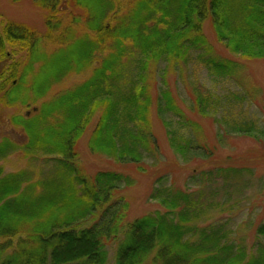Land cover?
Masks as SVG:
<instances>
[{
  "label": "trees",
  "instance_id": "obj_1",
  "mask_svg": "<svg viewBox=\"0 0 264 264\" xmlns=\"http://www.w3.org/2000/svg\"><path fill=\"white\" fill-rule=\"evenodd\" d=\"M32 2L46 13V41L55 33L58 45L43 54L38 50L42 38L34 31L15 23L0 27V55L6 43L27 51L23 64L10 65L9 76L0 74L1 100L9 106H29L67 76L88 69L90 74L31 113L9 118L25 135L20 150L30 159L53 161L54 176L61 178L46 181L41 192L30 197L22 186L27 173L3 174L0 169V264H107V242L114 245L113 264H264L261 243L247 253L217 234L216 226L198 228L194 222L199 197L171 187L169 173L154 180L150 194L163 213L126 222L128 205L114 196L131 185L129 177L98 171L84 178L76 162V145L84 138L88 154L143 173L159 154L152 115L174 158L181 165L196 164L187 178L190 185L213 186L220 180L224 190L245 191L253 171L227 161L221 166L220 154L201 138L199 125L184 115L165 77L189 60L217 78L239 73V64L214 54L202 31L206 22L230 55L264 61V0H127L124 10L120 0ZM60 12H66L73 25L81 20L88 33L69 38L59 34ZM152 75L155 97L148 84ZM224 101L228 105L242 99L233 94ZM224 101L195 91L187 111L215 120L221 132L216 131L217 145L229 137L263 143L264 127L241 114L227 118L233 105L227 108ZM17 149L3 138L0 159ZM255 235L264 236V219Z\"/></svg>",
  "mask_w": 264,
  "mask_h": 264
},
{
  "label": "rangeland",
  "instance_id": "obj_2",
  "mask_svg": "<svg viewBox=\"0 0 264 264\" xmlns=\"http://www.w3.org/2000/svg\"><path fill=\"white\" fill-rule=\"evenodd\" d=\"M126 2L127 0H120L122 10H124ZM45 18L46 13L34 5L32 0H20L17 3L10 0H0V27L3 28L7 23H15L28 28L31 32L34 31L36 35L42 38V44L40 42L38 50L43 54H46V50L51 51L58 45L54 40L55 33H51V37L47 41L45 39L48 31L45 26ZM58 18L59 34L65 32L66 37L69 38L70 34L81 37L88 33L82 26L80 19L73 25L66 12H60ZM107 20L110 24L111 16ZM68 27H71V30ZM202 31L216 57L232 60L239 64L241 67L239 73L231 78H217V76L207 74L202 65H196L193 60H189V63L186 62L181 65L176 72L169 71L165 77L166 83L169 92L173 95L184 115L199 125L201 138L205 139L209 146H214L216 152L220 154L218 161L221 166H224V162L227 161V164L235 163V166L253 171L254 176H252L251 183L246 185L245 191L235 193L224 190L220 180L213 186L210 183L197 186L190 185L187 178L192 170L196 169V164L193 162L181 165L174 158L167 145L161 125L157 121L155 122L152 115L151 122L156 131V137H158L159 154L155 158L153 166L149 167L150 163L144 166L143 173L138 172L136 167L122 169L117 163L103 156L88 154L84 138L76 145L78 155L76 162L78 171L84 178H92L98 171H112L129 177L131 185L129 183L127 187L118 191V194L114 196V198L121 196L123 198L121 203L128 205L126 222L146 214L163 213L164 210L161 206L155 200H150V194L154 187V180L169 173L171 187L199 197V212L194 222L198 228L216 226L217 234L227 236L229 241L242 246L247 253H250L253 252L258 243L264 246V236L257 238L255 235L256 228L264 219V142L255 143L247 138L229 137L224 138L222 144L217 145L215 135L216 131H219V125L215 120L190 115L187 110L193 102L195 91L218 96L223 101L234 94L242 101L228 105L226 101L223 102L227 108L233 105L230 107L232 110L227 113L229 115L227 118L241 114L242 117H246L250 121H257L264 127V61L245 60L230 55L217 44L208 22L205 23ZM67 38L66 42H68ZM2 52L4 53L0 55V74L7 77L9 76L10 65L15 62L23 64L27 51L20 47L14 49L13 46L6 43ZM152 65L149 66V69L154 74L155 67ZM158 68H161L160 65ZM18 69L21 70L22 66H19ZM89 74L90 70L88 69L79 75L67 76L59 84L54 85L43 98L29 106H9L0 98V141L6 138L18 148L14 153L0 159V169L3 174H14L21 171L27 173L23 178L28 182L22 184L23 188L27 189V196L32 197V194L36 195L41 192L42 185L46 184V181L61 177L54 176L56 166H54L53 161L44 157L30 159L29 155L26 156L24 151L20 150L19 146L25 143V135L20 127L10 123L9 118L31 113L42 102L79 84ZM148 84L150 93L155 97L154 89L157 87V82L153 75L148 80ZM151 111L153 112V110ZM219 133L221 132L219 131ZM228 158L229 160H227ZM225 189H228V186ZM208 199H210L209 202H206ZM3 241L0 240V244ZM104 250L107 256V264H113L114 245L107 242Z\"/></svg>",
  "mask_w": 264,
  "mask_h": 264
}]
</instances>
